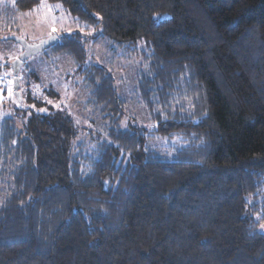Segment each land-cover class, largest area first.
<instances>
[{"label":"trees","instance_id":"1","mask_svg":"<svg viewBox=\"0 0 264 264\" xmlns=\"http://www.w3.org/2000/svg\"><path fill=\"white\" fill-rule=\"evenodd\" d=\"M48 1L95 29L46 48L86 89L94 145L57 91L20 79L0 118V264H264V0ZM94 39L141 60L146 125L87 60Z\"/></svg>","mask_w":264,"mask_h":264},{"label":"rangeland","instance_id":"2","mask_svg":"<svg viewBox=\"0 0 264 264\" xmlns=\"http://www.w3.org/2000/svg\"><path fill=\"white\" fill-rule=\"evenodd\" d=\"M53 29H56L54 33ZM94 30L92 27L85 31L79 29L78 23L57 2L41 0L37 6L19 11L14 7V0H0V77L2 75L11 77L5 89L0 91V118L2 113L7 114L16 104L12 91L10 64L23 52L24 44L35 45L49 38L50 35H55L59 39L61 35L74 31L90 34ZM81 39H85V37ZM83 44L88 53V61L112 66L116 90L126 101L125 121L146 125L147 112L138 97L137 79L135 78L140 69L141 60L137 59L138 57L123 55L121 50L115 49L112 43L106 39L87 40ZM72 69L73 64L66 55H54L51 49L45 48L23 59L19 77L21 83L28 81L29 84L23 86L22 90L29 88V92L34 95L44 96L42 90L47 87L58 92V99L56 98L50 103H60L64 106L66 112L70 113L78 125L77 128L80 132L78 140H83L87 148L90 149L93 148L94 143L86 135L90 130V118L93 115L90 110L83 108L86 89L80 84L74 87ZM30 70L34 71L32 78L26 77ZM9 89H11V95H9ZM96 122L99 123V120L97 119ZM94 126L95 131L92 133L96 136L98 127ZM169 142L173 144L172 140ZM169 142L163 139L154 141L152 145L159 148ZM159 149H167V147ZM262 226H260V230L264 232Z\"/></svg>","mask_w":264,"mask_h":264},{"label":"water","instance_id":"3","mask_svg":"<svg viewBox=\"0 0 264 264\" xmlns=\"http://www.w3.org/2000/svg\"><path fill=\"white\" fill-rule=\"evenodd\" d=\"M55 36V35H53ZM57 37V36H55ZM57 39H53V40H49V38L35 44V45H28V44H24V48H23V52L17 57L15 58L11 64H10V68H11V72H12V91L13 93L18 96V86H19V81H20V77H19V70H20V66L21 63L23 61V59L31 54H35L37 52H40L41 50L47 48L48 46H50L51 44H53ZM47 41V43H42Z\"/></svg>","mask_w":264,"mask_h":264},{"label":"built area","instance_id":"4","mask_svg":"<svg viewBox=\"0 0 264 264\" xmlns=\"http://www.w3.org/2000/svg\"><path fill=\"white\" fill-rule=\"evenodd\" d=\"M10 81V77L7 75H2L0 77V89L3 88Z\"/></svg>","mask_w":264,"mask_h":264},{"label":"snow or ice","instance_id":"5","mask_svg":"<svg viewBox=\"0 0 264 264\" xmlns=\"http://www.w3.org/2000/svg\"><path fill=\"white\" fill-rule=\"evenodd\" d=\"M56 31V29H53V33ZM53 39H57V37H55V36H53V35H50L49 36V40H53ZM42 43H47V41H45V42H42ZM18 59V58H17ZM12 94V92H11V89H9V95H11ZM262 227H264V226H262Z\"/></svg>","mask_w":264,"mask_h":264}]
</instances>
